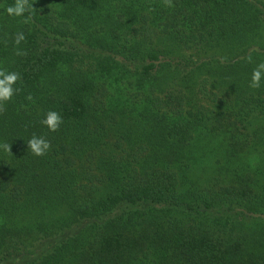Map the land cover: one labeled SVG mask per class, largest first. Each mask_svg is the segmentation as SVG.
I'll list each match as a JSON object with an SVG mask.
<instances>
[{
    "label": "trees",
    "instance_id": "16d2710c",
    "mask_svg": "<svg viewBox=\"0 0 264 264\" xmlns=\"http://www.w3.org/2000/svg\"><path fill=\"white\" fill-rule=\"evenodd\" d=\"M30 2L0 0V264H264V0Z\"/></svg>",
    "mask_w": 264,
    "mask_h": 264
},
{
    "label": "clouds",
    "instance_id": "9594fccd",
    "mask_svg": "<svg viewBox=\"0 0 264 264\" xmlns=\"http://www.w3.org/2000/svg\"><path fill=\"white\" fill-rule=\"evenodd\" d=\"M165 2L168 3V6H171L169 0H165ZM33 4L30 0H14V3L7 5L3 11L8 17L19 19L22 24H28L32 19ZM25 40L26 36L23 31H17L14 34L13 46L16 56L26 55L20 47ZM248 62H252L251 57L248 58ZM20 80L21 75L19 72L9 71L7 68L0 66V111H3L4 106L20 91L17 87V82ZM262 84H264V62L257 63L253 68L249 87L259 89ZM27 99L32 100V97L29 95ZM40 124L54 133L63 124V117L58 111L50 110L45 113ZM25 143L27 152L35 157L45 156L51 149V142L42 135L33 134ZM0 151L11 153L10 144L0 142Z\"/></svg>",
    "mask_w": 264,
    "mask_h": 264
},
{
    "label": "rangeland",
    "instance_id": "374dc122",
    "mask_svg": "<svg viewBox=\"0 0 264 264\" xmlns=\"http://www.w3.org/2000/svg\"><path fill=\"white\" fill-rule=\"evenodd\" d=\"M197 98V97H196ZM197 100H198V98H197ZM206 174V173H205Z\"/></svg>",
    "mask_w": 264,
    "mask_h": 264
}]
</instances>
